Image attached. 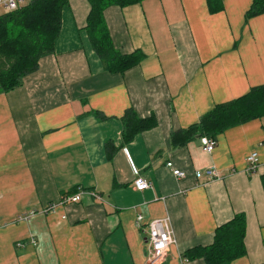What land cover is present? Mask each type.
Segmentation results:
<instances>
[{"label":"crops","instance_id":"crops-1","mask_svg":"<svg viewBox=\"0 0 264 264\" xmlns=\"http://www.w3.org/2000/svg\"><path fill=\"white\" fill-rule=\"evenodd\" d=\"M222 1L215 14L208 0L108 8L115 47L145 55L121 75L106 72L92 49L88 0H69L54 53L22 86L0 92V264H147V222L166 217L176 242L159 264H206L182 255L211 245L241 213L247 256L230 264H264V119L228 129L211 153L201 138L172 143L215 105L264 85V14L246 22L253 0ZM129 109L155 116L157 126L125 142ZM253 152L259 166L250 174ZM213 166L223 178L199 184L196 171ZM135 171L150 189H134ZM81 191L100 198L60 205Z\"/></svg>","mask_w":264,"mask_h":264},{"label":"trees","instance_id":"trees-1","mask_svg":"<svg viewBox=\"0 0 264 264\" xmlns=\"http://www.w3.org/2000/svg\"><path fill=\"white\" fill-rule=\"evenodd\" d=\"M144 1L88 0L90 11L85 30L106 72L122 75L145 60L140 50L125 54L115 47L105 19L106 10L126 8ZM68 3L69 0H33L0 16V92L8 93L22 86L24 78L38 70L41 59L54 53L62 29L63 9ZM208 7L213 14L224 10L222 0H208ZM263 14L264 0H253L245 21ZM259 119H264V85L253 87L232 101L215 105L198 123L174 132L172 143L185 146L202 137L217 140L228 129ZM122 122L125 142L157 126L155 116L140 118L133 109L126 111ZM261 180L264 189V175ZM246 233V215L236 214L216 229L211 245L193 247L184 252L182 258L190 262L203 260L206 264H230L247 256Z\"/></svg>","mask_w":264,"mask_h":264},{"label":"built area","instance_id":"built-area-1","mask_svg":"<svg viewBox=\"0 0 264 264\" xmlns=\"http://www.w3.org/2000/svg\"><path fill=\"white\" fill-rule=\"evenodd\" d=\"M33 0H0V7L4 8L6 13L18 10L26 5H28ZM201 143L203 146L204 151L207 153H211L216 145L217 140L210 138V137H202ZM248 163V173L253 174L257 171L259 166V157L258 153L253 152L247 157ZM167 168L171 171L174 177L178 180H182L186 178V172L182 171L175 167L172 162L167 163ZM136 179L134 181V189L139 192H143L147 189H150L152 183L141 176L138 171H135ZM195 177L199 184L201 185H208L214 181H219L223 178V175L219 169L216 167H208L204 170L196 171ZM84 194H89L92 197L100 198L98 194L94 192H87L81 191L77 193L75 196L65 198L60 205L65 203H78L81 201L82 196ZM56 205H49L45 212L47 213H54L56 211ZM26 217L23 218V220ZM63 219H66L63 216ZM136 224L138 227H143L145 224V216L142 214L137 215ZM147 227L149 230L148 235V244L149 250L147 255V264H159L164 257L166 256L167 252L170 250V247L176 242L174 231L171 226L170 217L162 218V219H155L147 222ZM32 245L36 246L37 243L32 239Z\"/></svg>","mask_w":264,"mask_h":264}]
</instances>
